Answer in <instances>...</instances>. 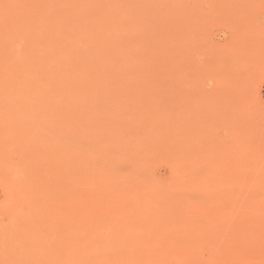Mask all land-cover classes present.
Returning a JSON list of instances; mask_svg holds the SVG:
<instances>
[{
    "label": "rangeland",
    "instance_id": "rangeland-1",
    "mask_svg": "<svg viewBox=\"0 0 264 264\" xmlns=\"http://www.w3.org/2000/svg\"><path fill=\"white\" fill-rule=\"evenodd\" d=\"M0 264H264V0H0Z\"/></svg>",
    "mask_w": 264,
    "mask_h": 264
},
{
    "label": "bare ground",
    "instance_id": "bare-ground-1",
    "mask_svg": "<svg viewBox=\"0 0 264 264\" xmlns=\"http://www.w3.org/2000/svg\"><path fill=\"white\" fill-rule=\"evenodd\" d=\"M73 232V231H72Z\"/></svg>",
    "mask_w": 264,
    "mask_h": 264
}]
</instances>
